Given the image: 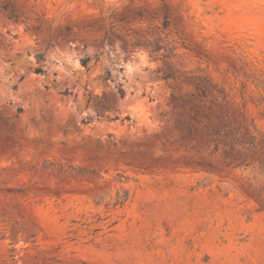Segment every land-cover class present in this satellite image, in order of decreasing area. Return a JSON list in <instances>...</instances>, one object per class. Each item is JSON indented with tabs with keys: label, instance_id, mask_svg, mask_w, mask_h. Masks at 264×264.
I'll return each mask as SVG.
<instances>
[{
	"label": "rangeland",
	"instance_id": "374dc122",
	"mask_svg": "<svg viewBox=\"0 0 264 264\" xmlns=\"http://www.w3.org/2000/svg\"><path fill=\"white\" fill-rule=\"evenodd\" d=\"M0 264H264V0H0Z\"/></svg>",
	"mask_w": 264,
	"mask_h": 264
},
{
	"label": "trees",
	"instance_id": "16d2710c",
	"mask_svg": "<svg viewBox=\"0 0 264 264\" xmlns=\"http://www.w3.org/2000/svg\"><path fill=\"white\" fill-rule=\"evenodd\" d=\"M35 58H36V62L39 63L42 60V55L38 53L35 55ZM87 60H88V58L81 59L82 64L85 65L87 63ZM34 72L37 74H42V73H44V70L40 66H37L34 68ZM108 78H110V73L108 71H106V79H108ZM163 78L168 79V78H173V77H172V75H169L168 73H166L163 76ZM194 87H195V89H197L198 92H201L202 94L205 91V86L201 85V83H196ZM117 90H118L119 96L122 97L124 95V91H123L120 84L117 86Z\"/></svg>",
	"mask_w": 264,
	"mask_h": 264
}]
</instances>
